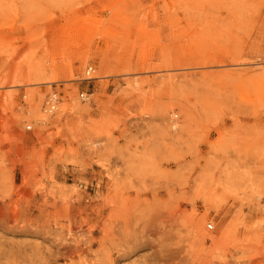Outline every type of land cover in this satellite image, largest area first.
<instances>
[{"label": "rangeland", "instance_id": "374dc122", "mask_svg": "<svg viewBox=\"0 0 264 264\" xmlns=\"http://www.w3.org/2000/svg\"><path fill=\"white\" fill-rule=\"evenodd\" d=\"M0 264H264V0H0Z\"/></svg>", "mask_w": 264, "mask_h": 264}, {"label": "bare ground", "instance_id": "6f19581e", "mask_svg": "<svg viewBox=\"0 0 264 264\" xmlns=\"http://www.w3.org/2000/svg\"><path fill=\"white\" fill-rule=\"evenodd\" d=\"M74 24H75V26H70L64 30L61 29L57 34V37L60 39V41L57 42L58 39L56 40V37H55L54 40H52V43H60L62 45H66L65 49L80 48V46L82 44L79 45V43L81 41L83 42V40L85 42L87 41L86 40V33L90 32L92 28L89 27L84 22H82V23L75 22ZM71 51H73V50H71ZM106 64H107V60H105V57H104V59H102V61H101L100 69L102 70L103 67L107 66ZM58 72H59V69L54 68L52 70V76L51 77H49V78L45 77L44 78L43 76H41L38 79L39 84H50V83L55 82L58 79ZM32 98L33 97H31V100H33L35 102L31 111H30V114L33 118V121L35 122L36 125H45L47 123L48 119H47L46 115H44V114H48V112L46 113L44 111V109H43V112L40 110V101H41L40 97H38V102L36 101V98H35V100H34V98L33 99ZM68 108H69L68 105L63 104V106H61V108H60V111L65 112L68 110ZM69 110H72V108H70ZM78 111L84 112L85 110L79 109ZM170 117L171 118L169 120V124L171 121V124H172L171 127L175 128L176 123L174 122V119H176V117H174L173 115ZM202 223H203V218L192 219L190 222V227L192 229H194V231L196 233H200V235L203 237V235L206 232H208L207 231V225L208 224L206 225V229L204 228L206 232H203V230H202L203 224ZM104 233L106 234V237H109L107 231H104Z\"/></svg>", "mask_w": 264, "mask_h": 264}, {"label": "built area", "instance_id": "2783aa9c", "mask_svg": "<svg viewBox=\"0 0 264 264\" xmlns=\"http://www.w3.org/2000/svg\"><path fill=\"white\" fill-rule=\"evenodd\" d=\"M92 71H93L92 68L89 67L86 70V75H89ZM79 98L83 101L87 100V95L81 94ZM58 103H59V99L57 94L56 93L50 94L49 96H47L46 101L44 102V111L46 113L48 112V114H52L56 110ZM212 229L213 226L211 224H208L207 230H212Z\"/></svg>", "mask_w": 264, "mask_h": 264}]
</instances>
